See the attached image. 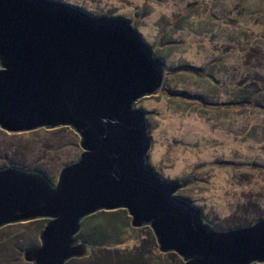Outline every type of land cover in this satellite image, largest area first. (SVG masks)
I'll return each mask as SVG.
<instances>
[{
	"label": "water",
	"instance_id": "95a60500",
	"mask_svg": "<svg viewBox=\"0 0 264 264\" xmlns=\"http://www.w3.org/2000/svg\"><path fill=\"white\" fill-rule=\"evenodd\" d=\"M165 66L133 25L52 0H0V129L71 128L79 157L53 182L37 169L0 168V229L45 220L31 264L90 256L78 236L97 212L126 210L161 253L183 264L264 263V218L219 231L148 164L151 137L134 105L162 89Z\"/></svg>",
	"mask_w": 264,
	"mask_h": 264
},
{
	"label": "rangeland",
	"instance_id": "374dc122",
	"mask_svg": "<svg viewBox=\"0 0 264 264\" xmlns=\"http://www.w3.org/2000/svg\"><path fill=\"white\" fill-rule=\"evenodd\" d=\"M52 1L130 22L163 62L162 89L134 107L146 116L149 166L167 182L195 180L177 197L219 231L263 219L264 0ZM79 142L69 127L0 129V168L37 169L56 182ZM37 221L0 229V264H31L23 252L40 244L46 221ZM81 226L91 254L67 264H183L159 251L149 226L133 228L126 210L97 212Z\"/></svg>",
	"mask_w": 264,
	"mask_h": 264
},
{
	"label": "trees",
	"instance_id": "16d2710c",
	"mask_svg": "<svg viewBox=\"0 0 264 264\" xmlns=\"http://www.w3.org/2000/svg\"><path fill=\"white\" fill-rule=\"evenodd\" d=\"M4 158L6 159V157H4ZM4 158H3V159H4ZM8 164H9V163H5L4 166H5V165L8 166ZM10 164H11V163H10ZM11 165H12V164H11ZM4 166H3V167H4ZM37 222L40 223L41 221H37ZM40 224H41V223H40ZM41 226H42V225H41ZM42 228H43V226H42Z\"/></svg>",
	"mask_w": 264,
	"mask_h": 264
}]
</instances>
